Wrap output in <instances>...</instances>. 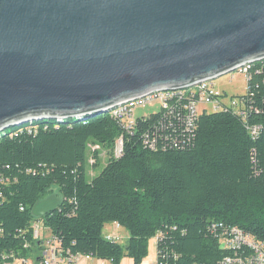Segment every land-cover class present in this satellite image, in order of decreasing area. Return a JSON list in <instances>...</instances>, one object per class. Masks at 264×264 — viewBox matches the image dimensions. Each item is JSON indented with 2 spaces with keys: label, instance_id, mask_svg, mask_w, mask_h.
Returning a JSON list of instances; mask_svg holds the SVG:
<instances>
[{
  "label": "trees",
  "instance_id": "1",
  "mask_svg": "<svg viewBox=\"0 0 264 264\" xmlns=\"http://www.w3.org/2000/svg\"><path fill=\"white\" fill-rule=\"evenodd\" d=\"M253 99L262 112L250 119L264 125V84ZM161 118L162 112L139 118L132 133L109 113L62 123L33 121L3 131L0 264L34 255L39 264L36 221L65 251L113 264H121L124 256L141 264L158 232L180 254L176 264H216L227 252L211 233L212 222L264 240V131L253 139L232 112H203L188 148L153 150L144 133ZM120 137L123 152L116 157ZM90 143L99 144L107 156L92 178ZM51 195L61 199L59 207L35 217L33 206ZM115 222L129 233L125 249L103 235L105 225Z\"/></svg>",
  "mask_w": 264,
  "mask_h": 264
},
{
  "label": "water",
  "instance_id": "2",
  "mask_svg": "<svg viewBox=\"0 0 264 264\" xmlns=\"http://www.w3.org/2000/svg\"><path fill=\"white\" fill-rule=\"evenodd\" d=\"M263 57L264 0H0V132L86 120Z\"/></svg>",
  "mask_w": 264,
  "mask_h": 264
},
{
  "label": "built area",
  "instance_id": "3",
  "mask_svg": "<svg viewBox=\"0 0 264 264\" xmlns=\"http://www.w3.org/2000/svg\"><path fill=\"white\" fill-rule=\"evenodd\" d=\"M246 78V88L242 95L229 94L215 87L213 81L206 80L184 88L156 90L143 97L126 101L106 113L117 119L127 132H133L139 118H135V109L139 106L162 102V118L153 123L145 131L144 142L153 150L186 149L192 143L199 117L203 112H232L244 123L245 128L253 139H258L264 131V125L253 122L250 117L261 113L262 109L255 105V91L264 84V57L239 66L235 71ZM233 74L234 77V73ZM230 74V73H229ZM151 116L142 117L146 120ZM2 133L0 132V136ZM89 154L97 153L99 144L88 145ZM123 152V137L117 140L115 156ZM23 209V208H22ZM115 229H123L120 223H113ZM35 238L42 241L41 259L39 264H78L86 259L101 264L106 260L99 259L93 254H72L60 247L59 239L51 232L45 234L38 223H33ZM210 231L218 240L222 250L227 255L216 264H264V240L253 237L237 226L225 225L223 222H212ZM166 235L158 232L154 237L156 254L152 262L141 264H176L180 254L165 245ZM105 239L118 242L124 237L118 233L106 234ZM66 252V253H65ZM8 256H4L7 259ZM26 261V260H23ZM112 262V261H110ZM3 264H11L7 260ZM199 264V263H194Z\"/></svg>",
  "mask_w": 264,
  "mask_h": 264
},
{
  "label": "rangeland",
  "instance_id": "4",
  "mask_svg": "<svg viewBox=\"0 0 264 264\" xmlns=\"http://www.w3.org/2000/svg\"><path fill=\"white\" fill-rule=\"evenodd\" d=\"M234 73V77L233 74H226L220 78H217L215 81H213V83L215 84V87L219 90H222L226 93L229 94H237V95H242L245 92V88H246V78L243 74H240L238 72H233ZM162 109V102L160 101H155L152 104H147L145 106H139L135 109L134 112V116L135 118H142V117H148V116H152V115H157L158 113L161 112ZM99 152L97 153H93V154H89L88 155V164H89V175L90 177H94L95 175H97L98 173H100L102 167L106 164V153L105 151H103V149L100 146V149L98 150ZM100 164L99 167L95 168L96 164ZM36 223L39 224V228L40 230H44L45 234L50 233L49 230H46V228L44 227L43 223L41 221H36ZM118 232L120 233L123 237V239H120L118 241V243L125 249L128 240H129V233L128 231L123 228L120 231H117L113 225V223H108L105 225L104 230H103V235L105 236L106 234H112ZM155 254H156V244L154 242V239L151 238L148 244V255L145 258V262L146 263H150L153 261V259L155 258ZM35 255L30 258L29 260L26 261V263L24 264H34L35 263ZM86 260V259H84ZM107 264H113L112 262H110L109 260H106ZM84 262L88 263L87 261H82L79 262L78 264H85ZM86 263V264H87ZM96 264H101V262L98 260V263L95 262ZM91 264V262H90ZM121 264H133L132 260L126 256H124L122 258V262Z\"/></svg>",
  "mask_w": 264,
  "mask_h": 264
},
{
  "label": "crops",
  "instance_id": "5",
  "mask_svg": "<svg viewBox=\"0 0 264 264\" xmlns=\"http://www.w3.org/2000/svg\"><path fill=\"white\" fill-rule=\"evenodd\" d=\"M46 230H48L47 228H46ZM50 232V231H49ZM27 261V260H26ZM26 261H23L22 259H16L13 263H11V264H24V263H26ZM82 261H87V260H81L80 262H82ZM90 262H91V264H96L94 261H89L88 260V263L87 262H84L85 264L87 263V264H90ZM35 264V263H34Z\"/></svg>",
  "mask_w": 264,
  "mask_h": 264
},
{
  "label": "bare ground",
  "instance_id": "6",
  "mask_svg": "<svg viewBox=\"0 0 264 264\" xmlns=\"http://www.w3.org/2000/svg\"><path fill=\"white\" fill-rule=\"evenodd\" d=\"M139 97H136V100H138Z\"/></svg>",
  "mask_w": 264,
  "mask_h": 264
}]
</instances>
